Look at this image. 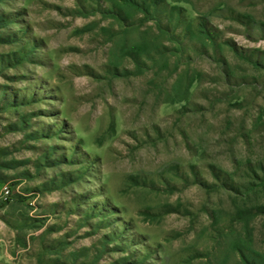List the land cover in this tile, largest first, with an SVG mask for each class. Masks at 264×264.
<instances>
[{
	"label": "rangeland",
	"instance_id": "374dc122",
	"mask_svg": "<svg viewBox=\"0 0 264 264\" xmlns=\"http://www.w3.org/2000/svg\"><path fill=\"white\" fill-rule=\"evenodd\" d=\"M263 257L264 0H0V264Z\"/></svg>",
	"mask_w": 264,
	"mask_h": 264
},
{
	"label": "built area",
	"instance_id": "2783aa9c",
	"mask_svg": "<svg viewBox=\"0 0 264 264\" xmlns=\"http://www.w3.org/2000/svg\"><path fill=\"white\" fill-rule=\"evenodd\" d=\"M8 192V190H5V193H7Z\"/></svg>",
	"mask_w": 264,
	"mask_h": 264
},
{
	"label": "trees",
	"instance_id": "16d2710c",
	"mask_svg": "<svg viewBox=\"0 0 264 264\" xmlns=\"http://www.w3.org/2000/svg\"><path fill=\"white\" fill-rule=\"evenodd\" d=\"M263 264H264V257H263Z\"/></svg>",
	"mask_w": 264,
	"mask_h": 264
}]
</instances>
